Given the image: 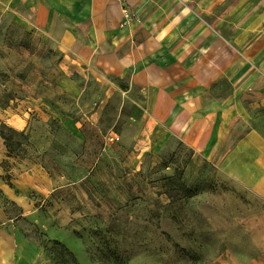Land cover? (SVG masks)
<instances>
[{"label":"rangeland","instance_id":"obj_1","mask_svg":"<svg viewBox=\"0 0 264 264\" xmlns=\"http://www.w3.org/2000/svg\"><path fill=\"white\" fill-rule=\"evenodd\" d=\"M75 59L0 11V227L21 240L15 264H264V201L144 123L120 75Z\"/></svg>","mask_w":264,"mask_h":264},{"label":"crops","instance_id":"obj_2","mask_svg":"<svg viewBox=\"0 0 264 264\" xmlns=\"http://www.w3.org/2000/svg\"><path fill=\"white\" fill-rule=\"evenodd\" d=\"M1 10L120 75L144 123L264 201V0H0ZM7 120L25 128L20 112ZM20 243L0 227V264H15Z\"/></svg>","mask_w":264,"mask_h":264},{"label":"built area","instance_id":"obj_3","mask_svg":"<svg viewBox=\"0 0 264 264\" xmlns=\"http://www.w3.org/2000/svg\"><path fill=\"white\" fill-rule=\"evenodd\" d=\"M126 16H128L129 17V12L126 10Z\"/></svg>","mask_w":264,"mask_h":264}]
</instances>
